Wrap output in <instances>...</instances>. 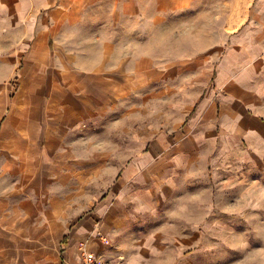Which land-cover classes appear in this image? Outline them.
Instances as JSON below:
<instances>
[{"label":"rangeland","instance_id":"374dc122","mask_svg":"<svg viewBox=\"0 0 264 264\" xmlns=\"http://www.w3.org/2000/svg\"><path fill=\"white\" fill-rule=\"evenodd\" d=\"M165 25L154 51L179 75L99 126L93 226L125 264H264V0H205Z\"/></svg>","mask_w":264,"mask_h":264},{"label":"crops","instance_id":"0c3cea01","mask_svg":"<svg viewBox=\"0 0 264 264\" xmlns=\"http://www.w3.org/2000/svg\"><path fill=\"white\" fill-rule=\"evenodd\" d=\"M204 1H0V264H79L82 246L108 258L88 196L94 135L179 75L154 36Z\"/></svg>","mask_w":264,"mask_h":264},{"label":"built area","instance_id":"2783aa9c","mask_svg":"<svg viewBox=\"0 0 264 264\" xmlns=\"http://www.w3.org/2000/svg\"><path fill=\"white\" fill-rule=\"evenodd\" d=\"M81 247L79 264H124L120 258H106L101 254L90 253Z\"/></svg>","mask_w":264,"mask_h":264}]
</instances>
